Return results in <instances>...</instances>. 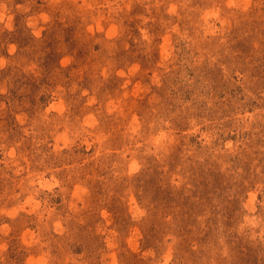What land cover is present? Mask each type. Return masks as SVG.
<instances>
[{"label": "rangeland", "instance_id": "obj_1", "mask_svg": "<svg viewBox=\"0 0 264 264\" xmlns=\"http://www.w3.org/2000/svg\"><path fill=\"white\" fill-rule=\"evenodd\" d=\"M0 264H264V0H0Z\"/></svg>", "mask_w": 264, "mask_h": 264}, {"label": "clouds", "instance_id": "obj_2", "mask_svg": "<svg viewBox=\"0 0 264 264\" xmlns=\"http://www.w3.org/2000/svg\"><path fill=\"white\" fill-rule=\"evenodd\" d=\"M45 19H47V17H45Z\"/></svg>", "mask_w": 264, "mask_h": 264}]
</instances>
